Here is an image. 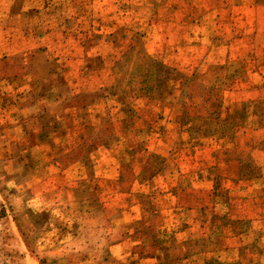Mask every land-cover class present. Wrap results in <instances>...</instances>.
<instances>
[{
    "label": "crops",
    "instance_id": "crops-1",
    "mask_svg": "<svg viewBox=\"0 0 264 264\" xmlns=\"http://www.w3.org/2000/svg\"><path fill=\"white\" fill-rule=\"evenodd\" d=\"M25 4L26 0H0V45L14 48L0 52V62L8 68L43 60L37 43L1 40L2 27L8 26L11 16L19 17L18 30L37 28L25 21L27 15L35 16L34 9H26ZM226 13L230 14L227 31L234 30L229 39L249 35L259 40L254 46L264 47L260 42L264 40V0L202 10L205 15ZM165 25L162 42L154 45L165 52L173 44L169 57L163 53L160 59L153 54L158 52L156 47L147 49L136 40L117 58L116 64L122 68L115 67L110 82L103 81L109 77L106 66H97L102 70L95 88L59 82V74L49 71L20 68L10 74L0 69V196L11 206L12 219L23 238L66 239L65 245L58 244L70 255L64 264H139L138 259L147 264H171L170 256L176 252L181 256L178 264H237L238 257L225 260L222 255L242 250L220 247L218 242L225 237L213 235L216 224L223 218L229 224H247L264 217V196L259 200L260 194L254 198L244 193L241 200L250 197L253 202L214 200L219 175L228 176L230 182L234 177L240 188L250 183L256 184L252 190L264 188V58L254 60L255 64L236 58L233 48L238 42L216 39L217 33L208 30L204 17L191 24L181 19L169 22V28ZM176 27L185 30L179 32L180 39L173 40ZM259 54L264 57V49ZM106 57L87 53L84 60L90 67L93 62L105 64ZM48 80L54 81L50 106H45L39 92L42 82ZM238 82L243 88L234 87ZM211 93L216 96L215 104L210 101L207 105ZM241 93L247 97L237 101L235 97ZM109 94L115 107L107 103ZM204 99L208 110L200 112ZM148 112L162 117L166 127H175L180 132L177 135L181 134L176 137L174 160L178 166L172 169L166 167L169 152L150 151L138 167L134 165L133 152L142 139L135 141L129 133L141 128L146 134L151 129L152 119L145 126L138 124ZM109 128V138L101 137ZM237 128L245 134L242 147L231 155L238 163L237 172L216 168L215 161L207 166L186 161L191 151L182 142L195 146V159L205 154L215 160L217 149L224 145L229 151L238 140ZM158 158L166 161L154 167L146 182L174 192L177 202L172 201L171 210L179 211L176 217L184 223L179 233L163 230L166 217L156 210L149 212L148 202L137 199L143 174L151 159ZM129 168L136 199L120 207L116 196L126 185ZM107 186L113 187L115 196H103ZM214 205L220 208L221 218L212 213Z\"/></svg>",
    "mask_w": 264,
    "mask_h": 264
},
{
    "label": "rangeland",
    "instance_id": "rangeland-1",
    "mask_svg": "<svg viewBox=\"0 0 264 264\" xmlns=\"http://www.w3.org/2000/svg\"><path fill=\"white\" fill-rule=\"evenodd\" d=\"M249 2L250 0H26V9L30 10L33 8L35 16L34 14L32 16L27 15L25 21L27 24H37V28H32L27 31L18 30L17 24L19 17L11 16L8 26L2 27L3 34L1 40L2 42L26 40L28 43H37L42 48L41 56L43 60L37 64L26 63L22 64V66L17 65L16 68H13L11 65L8 68L6 64L0 62V69L10 74L20 71V68L21 71L22 69L43 72L49 71L50 73L59 74V82L74 81L82 84L81 86L95 88L99 86L97 74L102 70L97 67L98 65L106 66L109 77L103 79V81L110 82V76L114 73L112 71H114L115 67L119 66V68H122L121 64H116L118 61L117 58L120 59L129 46L135 43L136 40L142 43L147 49L154 50L156 47L158 52L153 54L160 59H162L163 53L169 57L172 53L170 51L174 49L173 44L170 45L171 48L166 47L165 52H162L161 47L154 45L162 42L164 23L166 22L165 26L168 27L169 22H179L181 19H185L187 24L188 22L191 24L196 18L201 17H204V21L209 24L208 30L213 29L217 33L216 39L223 40L227 38L226 41L230 43L238 42L239 45H235L233 48L236 58L243 57L248 61L251 60L252 64H255L254 60L264 58L263 56L259 57L261 56L259 51L264 49V47L254 46L259 40L250 38L249 35L244 39H229L234 34V30L227 31V27L230 25V14H202L203 9L205 10L212 6L227 8L244 5L245 3L249 5ZM224 12L226 11L224 10ZM217 18H220V22H216ZM214 22H216V27H213V25L211 27V24ZM181 30L185 29L176 27L173 30V40H178L182 37L181 33H179ZM260 42L264 43V40ZM3 44L0 45V52H9L14 49L13 46H3ZM238 50L240 53H238ZM87 53L107 56L106 59L108 60L105 64L104 61L103 63L93 62L89 67L84 60ZM53 59L57 61H50ZM7 65L9 66V64ZM49 77L51 78V75ZM58 79H54L56 83ZM54 80L42 82L39 98L45 106H50V90L53 87ZM234 87L236 89L243 88L240 82L236 83ZM107 97H109L107 100L108 105L115 107L110 94ZM215 97L211 93L208 97L209 101H207V105H210V101L212 104H215ZM237 97L238 99L236 100L240 101L247 96L241 93L235 98ZM200 104H203V106L199 105L200 108L198 110L200 112L208 110L205 99ZM163 120L162 117L157 118L156 114L152 116V112H148L139 118L138 124L141 126L146 122L152 121L151 129L147 130L146 134L143 133L141 128L137 129L136 132H134V129L130 130L129 137L131 139L135 141L140 140L139 137L142 139L140 141L141 143H139V149L137 150L136 145V149L133 152L134 165L136 167L150 154V151L158 152L159 154L169 152V157L166 158V167L172 169L178 166V162L175 163L174 160L178 150L176 137H180L181 134L179 136L177 135L180 132L175 127H166ZM236 132H240L238 140L233 141L231 147H228L229 151H226L224 145H222V149H217L214 153L215 160L205 157V154H203L204 157L201 155L199 159H195V146L188 141L182 142L181 146L191 151L189 153L191 157L187 158L186 161L191 162L192 165L198 161V166H207L212 161H215L216 168H228L229 170L237 172L238 163L231 155H235L239 148L242 147V140H244L245 134L241 128H237ZM110 134L111 128L104 131L101 137L109 138ZM253 138L258 140L256 136ZM218 145H221V143L218 142ZM235 148L237 149L236 151ZM122 154H124L123 151ZM127 155L130 157L131 153L128 151ZM128 157L125 155L124 158L128 159ZM257 157L263 160V155L258 154ZM162 161L165 162L166 160L160 158L155 160L151 159L149 170L143 174L144 181L140 184L137 199L140 202H148L149 212L156 210L158 211V215L161 214V217H166V220L161 223L163 230H167L169 233H172L171 231L176 233L178 231L179 233L184 223L178 220L179 217H176L179 211L171 210L174 207L172 203L177 202V198L173 195L174 192L171 189L167 190L165 186L159 185L155 188V183L150 185V182H146V177ZM231 179L232 182L228 180V176L219 175L217 179L218 184L214 191L215 201L225 203L229 202L231 198V202H253V199L250 197L246 198L248 200H241L245 199V192H248L254 198L260 194L259 200L264 196V188L261 191H258V189L252 190L256 185L253 183L243 185L240 188L237 187L238 183L234 177ZM132 182L133 177H131L129 168L126 172V185L122 192H118L116 196L118 198L117 202L122 203L120 207H125L136 199V194L132 190L134 186ZM228 184H230L229 187ZM231 184H234L235 187H232ZM112 188L107 186L102 192L105 198L115 196ZM212 208V213L221 218L222 216L219 215L220 208H216L215 205ZM13 214L9 203L0 196V264H64L67 262L70 255L67 254L66 249H59L61 245H58L59 243L65 245L66 239H64V242H60L61 240L55 238L46 240L25 239L18 232L16 223L13 220L15 219V215ZM76 214L80 213L76 212ZM171 215H175L174 218H171ZM256 219L255 222L251 221V223L248 222L247 224L246 222L245 224L238 222L229 224L223 218L216 224L218 228L214 230L213 235L218 233L219 238L225 237L218 242V245L220 247L224 245L238 246L242 250L240 254L222 255L225 260L238 257L237 264H264V231H262L264 229V217H258ZM51 251L55 252L51 253ZM180 257L177 252L176 254L172 253L169 262L171 264H178ZM151 261L153 262V260ZM189 262L190 260L186 261V263ZM138 263L147 264L148 261L138 259ZM155 263L157 264L156 261Z\"/></svg>",
    "mask_w": 264,
    "mask_h": 264
}]
</instances>
